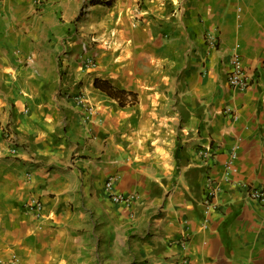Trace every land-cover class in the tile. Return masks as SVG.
Returning a JSON list of instances; mask_svg holds the SVG:
<instances>
[{
    "label": "crops",
    "instance_id": "1",
    "mask_svg": "<svg viewBox=\"0 0 264 264\" xmlns=\"http://www.w3.org/2000/svg\"><path fill=\"white\" fill-rule=\"evenodd\" d=\"M88 2L0 0V264H264V203L249 196L264 189V0H116L77 20ZM234 55L248 88L229 85ZM113 176L131 207L110 199Z\"/></svg>",
    "mask_w": 264,
    "mask_h": 264
},
{
    "label": "built area",
    "instance_id": "2",
    "mask_svg": "<svg viewBox=\"0 0 264 264\" xmlns=\"http://www.w3.org/2000/svg\"><path fill=\"white\" fill-rule=\"evenodd\" d=\"M36 3H41L43 0H34ZM209 38H212V41H214L213 36L210 35ZM92 61V60H91ZM232 71L229 74L228 82L229 85L233 88L237 89H245L249 86L253 85L254 83V75L251 74L248 70H246L242 64V59L239 55H234L232 57ZM261 71L264 72V62L261 64ZM72 98L77 101L79 104H81L86 112H89L91 114H95V107L89 102L84 94L82 92H79L77 94H74ZM1 131L4 135V138L9 142L10 144V152L11 154L16 155L18 153V137L13 129V126L11 123H6L1 126ZM200 156L207 159L212 155V148H204L200 150L199 152ZM237 159V154L234 152L231 154L230 160L227 162L225 167V174L224 178L227 181H231V177L234 171V162ZM116 181V178L113 176L109 178L105 184L106 190L108 191L110 199L114 203L123 204L127 207H131V204L134 202L136 196L131 195H125L121 192H118L114 188V183ZM219 190L218 185L216 184L215 180L210 179L207 185L206 189V195L204 198V204L207 207H216V194ZM249 196L252 200L258 202V203H264V189L261 188H255L250 187L249 188ZM26 207L29 209L30 212H32L35 216L39 217L42 216V209L43 204L40 200H34L32 202H29L26 204ZM10 264H20L19 260L14 257ZM178 264H189L188 259H183Z\"/></svg>",
    "mask_w": 264,
    "mask_h": 264
},
{
    "label": "trees",
    "instance_id": "3",
    "mask_svg": "<svg viewBox=\"0 0 264 264\" xmlns=\"http://www.w3.org/2000/svg\"><path fill=\"white\" fill-rule=\"evenodd\" d=\"M115 2L116 0H89V2L82 7L77 17V20H80L82 17H84L87 14L86 5L88 4L91 6L101 4L107 7H112ZM94 86L100 89L101 91L105 92L109 97L115 99L118 102V104L122 107L127 105H132L137 102L136 93L125 89H120L114 86L108 80L96 78L94 81Z\"/></svg>",
    "mask_w": 264,
    "mask_h": 264
},
{
    "label": "rangeland",
    "instance_id": "4",
    "mask_svg": "<svg viewBox=\"0 0 264 264\" xmlns=\"http://www.w3.org/2000/svg\"><path fill=\"white\" fill-rule=\"evenodd\" d=\"M89 6L88 5H86V10H87V8H88ZM88 11V10H87ZM91 42H96L95 40L93 41V39H92V37H91ZM87 45V44H86ZM92 61H91V65L93 66V67H95V65H96V59H92V58H90ZM91 66V67H92ZM75 71L76 70H74V73H73V78H75V79H72L71 77H66L67 76V74H69L70 72L68 71V70H62L61 71V74H60V79H62L63 78V80H76V78H77V75L78 74H75ZM84 80V79H83Z\"/></svg>",
    "mask_w": 264,
    "mask_h": 264
}]
</instances>
